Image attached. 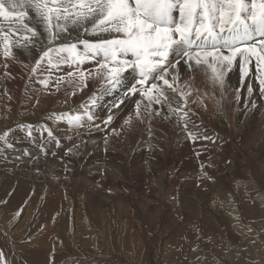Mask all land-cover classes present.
Here are the masks:
<instances>
[{
    "label": "rangeland",
    "instance_id": "1",
    "mask_svg": "<svg viewBox=\"0 0 264 264\" xmlns=\"http://www.w3.org/2000/svg\"><path fill=\"white\" fill-rule=\"evenodd\" d=\"M25 69L29 70V65ZM259 75L254 59L248 65L247 75L243 74L238 59L225 77V86L234 87L235 93L224 88L223 97H220L222 106L219 109L215 99L218 96L209 92L205 101L206 110L198 107L197 104H191L192 108L193 105L197 106L200 115L203 112L208 118L219 120V129L225 124L227 114L230 115V125L239 130V142L221 141L223 143L215 149L217 139L213 136L214 133L202 132L206 127L202 128L197 124L202 138L200 143L194 146L201 151H210L211 155L214 154L207 159L199 157L201 153L197 150H194L193 156L181 153L182 143L179 142L176 134L181 131L185 141L191 139L180 126L168 120H163L162 124L158 125L153 121L151 123L133 121L130 127L124 126L123 130L118 127L115 129L110 124L106 127L107 134L100 142V146L90 148L86 147L88 141L80 138L81 129L71 128L68 125L72 136L70 140L64 141V146L70 157L77 160L101 147L104 149L100 152L101 157H98L100 159H95L91 164L89 160L81 164L76 163V170L78 167H85L87 170L89 166L96 165L95 170L98 173L96 178L109 181L107 188L100 187L95 192L98 196L102 194L100 197L104 196L108 201L109 206L104 211L97 205L98 198L96 201L92 194L94 191H90L92 193L89 196L79 193V176L74 174L76 178L73 179L70 176L73 171H64L66 164L64 159L50 153L54 152L56 144L50 142L49 145L44 146V142L37 136L39 131L37 126H44L37 119H41L40 115L45 112L43 103L46 95L59 91L67 85L62 83L57 90L54 87L55 80H52L49 87L44 88L39 82L41 78H32L29 70L27 79L19 88L21 98L17 100V104H14L17 111L15 120L11 124L0 125V133L10 130L8 139L13 144V148H6L0 142V149H4L0 153V163L7 164L4 173L0 170V251L3 252L7 264H24L28 261L27 257L31 258L30 253L33 254L32 250L37 243L38 232L43 231L49 223L56 225L60 232L62 229L58 226L63 224L64 227H68V233L73 235L75 226H79L78 220L86 231L83 236H79V240L76 241L74 236L65 240L59 236L56 240L49 237L50 249L39 248L40 255L45 253L48 261L53 260L51 262L53 264H57L58 257H60L58 264H176V262L177 264H185L183 262L264 264V198H256L257 193L264 192V168H260L256 163L259 158H264V94L260 92ZM250 77L256 84L255 91L251 94L247 90L248 86L246 87ZM7 88L5 82L0 90L4 100L6 96L1 91L7 93ZM204 88L209 91L208 88ZM116 91L112 93L113 96ZM214 93L220 95L219 90H215ZM110 95L103 96L95 109L102 107L104 109V100ZM29 103L31 107L26 108L28 111L24 112L23 106ZM36 104L41 110L34 109ZM100 111L103 112L102 109ZM133 112L134 110H130L121 119L123 125L125 119ZM6 113L7 111L0 109V118H4ZM251 115L254 126L252 131L249 129L248 131L244 124ZM54 122L51 127L55 131L62 127L61 124H67L64 120ZM21 125H31L32 135L29 136L28 130L20 127ZM47 127L50 128L49 125ZM146 127L161 137H166L168 134L175 135V142L171 145L174 151L168 158L166 157L168 161L163 156L166 150L164 141L160 144L161 148L156 150L163 156L158 157V160L151 162L147 159V155L135 157L137 150L146 146L140 142ZM113 129L119 131L122 136L115 135L117 136L115 137ZM132 136H135V139L138 137V141L132 143ZM203 136H207L208 139H204ZM106 139L107 143H105ZM248 145L255 150L253 154L256 157L255 160L252 159L255 172L251 173L252 175L249 172L244 173V177L237 179L227 177L225 180V176L233 173L237 163L236 146L246 151ZM45 152L47 155L44 154ZM109 152L125 155L127 160L124 162V173H120L117 162L110 160L111 156L110 159L106 158ZM161 162H166L163 167L165 173L162 174L160 169L162 165H159ZM68 164L70 165V162ZM143 164L154 166V173H145ZM206 168L210 169L211 173H207ZM204 172L212 179L204 177ZM161 176L167 179L166 184H161L162 188L157 185ZM62 180H66L67 183H61ZM218 181L221 185L224 184V188L220 192L215 191L211 194L213 184ZM57 188L60 190L59 193L52 192ZM161 193L164 195L162 198ZM53 196L55 199H51ZM186 198L191 201L189 207L185 202ZM165 201L169 203L168 208L163 207ZM217 206L228 213L227 218L226 215L223 216V220L219 217L218 208L217 213L215 210ZM18 211L20 215L17 216ZM209 215L214 217L210 220L211 223H208ZM249 225L252 231H249ZM5 231L11 236L7 242L3 240L7 237ZM68 243L72 246L66 245Z\"/></svg>",
    "mask_w": 264,
    "mask_h": 264
},
{
    "label": "snow or ice",
    "instance_id": "2",
    "mask_svg": "<svg viewBox=\"0 0 264 264\" xmlns=\"http://www.w3.org/2000/svg\"><path fill=\"white\" fill-rule=\"evenodd\" d=\"M81 34L95 39H82ZM17 52L32 63V76L48 73L39 81L44 88L52 82L51 73L61 66L74 70L56 77L57 90L63 83L75 96L88 87L90 79L99 84L98 92L78 110L53 113L51 119L64 120L71 128L85 124L96 129L107 127L115 113L110 110L96 123L94 109L103 96L124 87L112 109H119L130 97L138 99L122 128L130 127L133 121L151 123L161 117L180 126L195 141L201 133L192 118L196 113L191 104L206 110L203 97L208 92L201 94L188 80L182 82L179 66L183 61L189 79H194L191 74L201 72L209 89L213 93L219 90L222 98L226 74L237 60L247 75L254 59L260 73V92L264 94V0H0V57L4 68L10 60L28 67ZM91 61H96L95 70H84L82 66ZM5 75L11 78V73ZM129 76L133 82L125 87ZM247 90L249 94L253 91L251 87ZM194 93L195 98L190 100ZM216 105L219 109L221 100H216ZM20 127L32 135L31 125ZM42 128L49 138L56 139L47 125ZM9 131L0 133V142L13 148ZM112 132L119 135L115 129ZM3 151L0 149V153ZM203 175L212 179L206 172ZM0 264H7L2 251Z\"/></svg>",
    "mask_w": 264,
    "mask_h": 264
},
{
    "label": "bare ground",
    "instance_id": "3",
    "mask_svg": "<svg viewBox=\"0 0 264 264\" xmlns=\"http://www.w3.org/2000/svg\"><path fill=\"white\" fill-rule=\"evenodd\" d=\"M30 15H31V13H30ZM38 30H39V28H38ZM70 31H71V29H70ZM73 36L74 37L76 36V33L75 32H73ZM80 38H82V39H89V40L95 39V37L89 36L87 34H81ZM17 56L19 57V60L23 61L25 64L28 63L29 70H30V68L32 67V63L29 62L28 58L25 55H23L22 53H20V52H17ZM96 67H97L96 61L88 62V63H86V64H84L82 66V68L84 70H95ZM179 67H180L181 81L182 82L184 80H188L189 83H190V85L194 89H199L200 90L201 94L204 93V92H209L212 95L213 94H216L218 97L215 98V99H217V100L219 99L220 100V97L221 96L218 93H213V91L211 89H209L208 83L206 81V78H205V76L201 72H195V73L191 74V75H194V79H189V75L190 74L188 73L187 69L185 68V66L183 64V61L181 62V65ZM29 70L28 69H25V67H22V65L20 63L14 62V61H11V60L8 61V67L7 68H4L3 67V58L0 57V90L2 89V86H4L5 82L7 83V86H8L7 93H3L1 91V93L6 96V100H4L3 96L0 94V109L7 111V113L5 114L4 118H0V125L1 126L3 125V123L11 124L15 120V116H16L17 111H16V107L14 106V104H17V100L21 98V95H19L20 94V89L19 88L21 87V85L23 84V82L27 79V77L29 75ZM73 70H74L73 68H69L67 66H61V68L59 70L54 71V72L51 73L52 80H55L56 77L66 76V73L67 72L73 71ZM6 72L7 73H11V78H8L5 75ZM47 75H48V73H43V74L37 73L36 76H33L32 78H35V77H37V78H44ZM125 75L128 76V73L125 74ZM130 82H133V81H132L131 77L129 76L128 80L125 81V85L124 86L126 87ZM247 86H248V88L251 87L253 89V91H255L256 84L254 82H252V77H250L248 79V82L246 83V87ZM204 87L208 88L209 91H207ZM225 88H226L227 91H231V92H233V94L235 93L234 87H227V86H225ZM66 89H67V91H66ZM98 90H99V84L97 82H95V81H93V80L90 79L88 81V87L84 88L83 91H78L75 96H72L70 94L71 91H72V89L69 88V87H67V86L63 87L59 91H54V92H51V93L47 94L46 97H45L46 100L43 103V109H44L45 112L40 115V118L41 119H37V121L41 122L43 125H46V124L49 125V127L51 128V130L53 132V135L55 136L56 139L55 140H52L51 138H49L48 135H47V132L43 130L42 126H37V128L39 129V131L37 133V136L40 138L41 141L44 142V146L45 145H49L50 142L56 144V149L54 150V152H50V153H52L53 155L56 154V156L61 157V158L64 159V161L66 162V164L64 165V171H67V170L73 171V173H70V176H72L73 179L76 178L75 175L79 176L78 192L79 193H83L84 195L86 194V195L89 196V194L94 191V193H92V194H93V197L95 198L96 201H97V198H98V201H97L98 204L97 205L100 206V207H102V209H104V211H106L105 209L107 208V206H109L107 204L108 201L105 199L104 196L103 197H100L102 194L100 196H98L97 193L95 194V192H97L96 191L97 188H100V187H102L104 189L107 188V186L109 185V181L106 180V179L101 180L99 178H96V177H98V175H97L98 173L95 170V168H96L95 166L96 165L93 166V167L92 166H89L87 168V170H85V167H78V169L76 170V163H80L81 164L82 162H85V160H89L90 161L89 164H91V162H94L95 159H100L98 157H101L100 152H103L104 149L101 147L99 150L93 151L94 154H93V152L92 153H87L84 156V158L83 157H79L77 160H75L74 158L70 157V154L68 153V150H67L66 146H64V141L70 140V137L72 136L71 131L68 130V128H69L68 127V124H61L62 127H60L58 129V131H55L51 127L55 123L54 122L55 120L50 118L53 113L73 112L75 110H78L79 107H80V105L83 104L84 102H86L88 100V97L90 96V94L91 93H97ZM123 91H124V87L118 88L117 91H116V93L114 94V96L111 94L110 97L106 98L104 100V102H105L104 109H103V107L102 108H99V109H94L95 114H96V118H97L96 119V123H100V121L103 118L106 117V115L108 114V112L112 109L111 108V105L114 102H116V100L119 99V97L122 95ZM195 95H196V93L193 94V97H190V100L191 99H194L195 98ZM137 98L138 97H130L129 99H126L125 100V103L123 105H121V107L119 109H116V110L114 109L115 111L112 109V111L115 113V117H114V120L111 123V125L115 129H116V127H118V128H120V130H123L122 127H121L123 125V123H121V119L126 114H128L130 112V110H134L135 109V103L134 102L137 100ZM206 98H207V96L203 97L204 102L206 101ZM35 100L36 99H33V101H35ZM28 107H31V104L30 103L28 105L26 104V105L23 106L24 112H27L28 111V109H26ZM196 107L197 106L193 105V108L192 109L196 113V115H194L192 118H193V120L196 121V124L200 125L202 128H205L206 127V130L203 129L202 132H206L207 131V133H209V134L210 133H214L213 136L217 139V140H215L217 142V145L215 146V149H217V146L219 144H222L223 143L221 141H225V142H235V141H237V142H239L238 141V138H240L239 137L240 136L239 130L237 131V128H235L233 125H230V121H231L230 115L227 114V118L224 120V123L226 125L224 124L225 125L224 126V125L221 124L222 127L219 129V126H218V125H220L219 124V122H220L219 120L210 119L203 112H201V115H200L199 112H198L199 110L196 109ZM34 109L41 110V108L38 107L37 104L34 107ZM101 109H102L103 112L100 111ZM256 116H257V114H256ZM202 118H205L204 119L205 121ZM152 121H153V123H157V125H158L161 122H163V119L161 117H155ZM168 121L169 122H172L171 120H168ZM44 122H46V124ZM244 126H245V128H247V130L249 129L250 131H252V128L254 126V122H253L252 115L250 116V118L247 121V123L244 124ZM80 129H81L80 138L83 141H88L87 142L88 146H86L88 148H90L91 146H93V147H95V146L99 147L100 146V142L102 141V139L105 138V135L107 134L106 127L103 126V125H101V128L100 129H96L94 127H89L87 124H85V126L84 127H81ZM117 132H119V131H117ZM123 133L124 132H122V134ZM144 133L145 134H143V136L140 138L142 140L140 142L143 143V144H146V146L145 147L142 146L141 148H139L137 150V153L135 154L136 155L135 157L136 158H140L143 155H147L148 156L147 159H149L152 162V161L158 160V157L165 156L164 158L167 160V158L174 151L171 148V145H172V143L175 142L174 141V136L175 135L168 134L166 137H161L158 133H156L155 131L151 130L148 127H146V130L144 131ZM119 135H121V134H119ZM201 135H202V133H201ZM246 135H242V136H246ZM111 136H112V134H111ZM117 136H115V137H117ZM176 137L179 139V142L182 143V146H181L182 152L180 151L181 153H184V154H186L188 156L189 155L193 156L194 150H197V151H200L201 156H199V157H201L202 159H207L211 155V152L210 151H205L204 150L205 151L204 152V151H201L200 149L196 148V146H194V145L200 143L199 141L201 140L202 137L200 139L195 140V141H193L192 139H191V141L190 140L185 141V139H183V137H184L183 136V132L181 133V131L176 134ZM137 139H138V137H136V139H135V136H132L131 137V142L132 143H135V142L138 141ZM57 141H58V143H57ZM162 141H164L165 144H166V150L163 152V156L159 155V153L156 151L157 148L158 149H159V147L161 148L160 144H161ZM34 142H37V140H34ZM190 142L193 143V144H191ZM251 145H248L249 146L248 147V150L249 151L248 150L245 151L244 149H242L240 147L237 148L238 145L236 146V157H237L236 160H237V163H236V165L234 167L233 173L227 172V173H229V175L225 176V180H226L227 177H231V178L236 177V179H237L238 177H244V173H248L249 172L250 174L251 173L253 174L255 172L253 170L252 159L255 160V157L256 156L253 154L255 152V150H254V147H250ZM126 147H128V146H126ZM145 149H149V150H145ZM45 150L48 151V149L46 147H45ZM213 150H214V148H213ZM109 156H111V159L109 158ZM176 156H177V154H176ZM212 156H214V154H212L211 157ZM106 158L107 159H110V160H112L114 162H117L119 164L118 168L120 167V173H124V170H125V168H124V162L127 160L126 157H125V155L119 154V153H113V152L110 153L109 152V153H107ZM176 159H178V158H176ZM214 160L215 159H212V161H214ZM69 162H70V165L68 164ZM164 163H166V162H161L159 164V165H162V167L160 168L161 171H162L161 174L162 173H165L164 170H163ZM256 163H257V165L260 168H264V158H259L258 160H256ZM6 165L7 164L0 163L1 173H4V167ZM71 166H73V168ZM142 167H143L145 173H154V166H152L151 164H143ZM229 168H231V166ZM206 172L207 173H211V170L206 168ZM171 173H172V170H171ZM245 175H247V174H245ZM160 178L161 179L158 180L157 185H159L160 188H162V185L161 184H163V185L166 184V180L167 179L165 180V177L164 176H161ZM61 183H67V181L66 180H62ZM252 185L256 189H259L260 190L259 187L255 186L254 184H252ZM213 186H214V188H212L211 194H214L215 191L216 192H220L224 188V184L221 185L219 183V181H218V183L215 182L213 184ZM168 187H170V186H168ZM58 189L59 188L53 189L52 192L59 193L60 190H58ZM90 191H92V192H90ZM169 191H167V192H169ZM160 195H161V198L164 196L163 193H161ZM166 195H168V194H166ZM57 197L58 196H56V198ZM114 197H116V196H114ZM261 197L264 198V192H260V193H257L256 194V198L257 199H259ZM118 198H120V197H118ZM51 199H55V197L53 196ZM89 200H90V198H89ZM161 200L163 201L164 198L161 199ZM91 202H89V203H91ZM185 202L188 205V207L191 206V201L189 199L186 198L185 199ZM94 203H95V201H94ZM48 205H50V204H48ZM84 206H86V205H84ZM168 206H169V203H167L166 201L163 202V207L164 208H168ZM217 208H218V215H219V217H221L222 220H223L224 219L223 216L226 215L225 218H227V214L228 213H225L224 210L222 208H220V206H217L215 208L216 213H217ZM97 211H98V209H97ZM100 211H102V210H100ZM227 212H228V210H227ZM76 213H78V210L76 211ZM107 215H109V213ZM213 219H214V217L209 215L208 216V223H211L210 220H213ZM79 223L80 222L78 220V225L79 226H75L74 232L76 234L74 233L73 235L68 233V231H69L68 227H64L63 224H61L60 226H58L60 229H62V232H60L59 229L57 228V226L54 225V224H52V223H49L48 225H46L45 228L43 229V231L38 232L39 234L37 235V239H36V242L37 243L35 242L37 244V246H36V244L35 245L33 244L34 245V248L32 250L33 254L30 253L31 258L28 256L27 257V260L28 261H26L24 264H53V263H51L53 260L48 261V256L46 255L47 256L46 257L45 256V253H44V255H40L39 248L45 247V249H47V248H49L51 246L50 241L48 240L49 237L55 238V240H56V237L59 236V237H63V240H65V238H70V237L74 236V238L76 239V241L79 240V236L80 235L83 236L86 233V231H84L83 227H81ZM124 229H125V227H124ZM89 233H91V232H89ZM5 234H7V237L8 238L7 237L6 238L4 237L3 240L7 242V240L10 239L11 236H9L6 231H5ZM66 245L72 246L71 243H68ZM9 255H11V253H9ZM63 255L64 254H62V257H63ZM10 257H12V256H10ZM58 259L60 260V257H58ZM58 259H57V264H58ZM62 260H63V258H62ZM15 261H16V259H15ZM10 262H12V261H10ZM22 262H23V260H21V263ZM183 263L186 264V262H183ZM176 264H177V262H176Z\"/></svg>",
    "mask_w": 264,
    "mask_h": 264
}]
</instances>
